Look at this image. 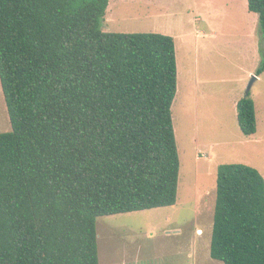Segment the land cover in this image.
I'll use <instances>...</instances> for the list:
<instances>
[{
	"label": "trees",
	"instance_id": "1",
	"mask_svg": "<svg viewBox=\"0 0 264 264\" xmlns=\"http://www.w3.org/2000/svg\"><path fill=\"white\" fill-rule=\"evenodd\" d=\"M109 0H0V264H100L96 219L171 206L179 156L171 36L103 32ZM258 15L264 69V0ZM237 123L256 132L254 101ZM209 255L264 264V179L217 167Z\"/></svg>",
	"mask_w": 264,
	"mask_h": 264
},
{
	"label": "rangeland",
	"instance_id": "2",
	"mask_svg": "<svg viewBox=\"0 0 264 264\" xmlns=\"http://www.w3.org/2000/svg\"><path fill=\"white\" fill-rule=\"evenodd\" d=\"M100 29L173 38L179 173L175 204L96 219L99 263L222 264L209 255L217 167L243 163L264 179L258 15L247 0H109ZM247 95L256 116V132L248 136L238 126L236 107ZM10 129L0 85V132Z\"/></svg>",
	"mask_w": 264,
	"mask_h": 264
}]
</instances>
